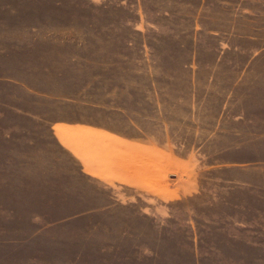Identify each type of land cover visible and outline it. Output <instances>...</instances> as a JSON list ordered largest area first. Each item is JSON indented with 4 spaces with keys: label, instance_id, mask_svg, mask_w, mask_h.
<instances>
[{
    "label": "rangeland",
    "instance_id": "rangeland-1",
    "mask_svg": "<svg viewBox=\"0 0 264 264\" xmlns=\"http://www.w3.org/2000/svg\"><path fill=\"white\" fill-rule=\"evenodd\" d=\"M0 264H264V0H0Z\"/></svg>",
    "mask_w": 264,
    "mask_h": 264
}]
</instances>
